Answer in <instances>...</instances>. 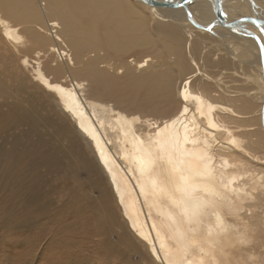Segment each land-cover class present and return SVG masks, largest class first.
I'll list each match as a JSON object with an SVG mask.
<instances>
[{"label": "bare ground", "instance_id": "1", "mask_svg": "<svg viewBox=\"0 0 264 264\" xmlns=\"http://www.w3.org/2000/svg\"><path fill=\"white\" fill-rule=\"evenodd\" d=\"M4 18L0 37L75 122L156 264H264L251 240L264 216V39L247 30L264 0H0ZM214 48L248 68L258 107L233 103L247 94L222 87L233 62L213 66ZM87 81L104 97L85 99ZM137 99L144 112L125 109Z\"/></svg>", "mask_w": 264, "mask_h": 264}, {"label": "rangeland", "instance_id": "2", "mask_svg": "<svg viewBox=\"0 0 264 264\" xmlns=\"http://www.w3.org/2000/svg\"><path fill=\"white\" fill-rule=\"evenodd\" d=\"M233 17L242 18L240 14ZM250 29L264 39L260 29ZM240 52L255 57L247 47ZM210 54L213 66L227 56L233 62L227 61L222 87L237 96L247 94L233 103L241 106L248 101L258 107V85L245 74L248 68L215 48ZM115 77L121 83L128 79ZM87 82L85 99L104 97L96 81ZM43 88L30 64H23L22 57L0 37V264H156L129 229L86 139L54 93ZM138 104L137 99L125 109L144 112ZM257 110L252 113L258 115ZM254 219L260 226L251 232L252 246L264 259V216Z\"/></svg>", "mask_w": 264, "mask_h": 264}, {"label": "water", "instance_id": "3", "mask_svg": "<svg viewBox=\"0 0 264 264\" xmlns=\"http://www.w3.org/2000/svg\"><path fill=\"white\" fill-rule=\"evenodd\" d=\"M217 2V6H220L219 5V3H218V1H216ZM185 1H183V2H181V1H179V3L178 4H180L181 6H184L185 4ZM167 5H171V3H167ZM175 5V4H174ZM220 20H221V23H223V24H225V25H228V26H235V25H238L236 22H231L230 21V23L229 24H227L226 22H225V20L223 19V17L222 16H220ZM254 22L256 23V25L257 26H259V29H260V31H261V33H262V35H264V30H262L261 29V27H260V23L261 22H264V21H262V20H260L259 18H256V19H254ZM250 31V30H249ZM262 54L264 55V48H262ZM263 63H264V59H263ZM263 125H264V113H263Z\"/></svg>", "mask_w": 264, "mask_h": 264}, {"label": "snow or ice", "instance_id": "4", "mask_svg": "<svg viewBox=\"0 0 264 264\" xmlns=\"http://www.w3.org/2000/svg\"><path fill=\"white\" fill-rule=\"evenodd\" d=\"M9 21L7 20V18L4 19H0V24H8ZM261 29L264 30V23L261 24ZM249 35H252V33H249ZM261 47L264 48V43H261Z\"/></svg>", "mask_w": 264, "mask_h": 264}]
</instances>
